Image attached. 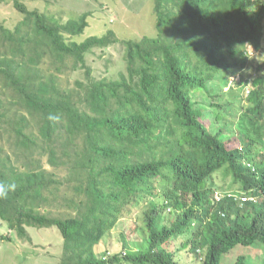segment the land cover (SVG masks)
<instances>
[{
    "label": "trees",
    "instance_id": "16d2710c",
    "mask_svg": "<svg viewBox=\"0 0 264 264\" xmlns=\"http://www.w3.org/2000/svg\"><path fill=\"white\" fill-rule=\"evenodd\" d=\"M8 1L23 15L12 31L0 24V87L18 98L0 103V184L9 188L0 221L12 234L30 240L28 228L55 227L60 264H225L237 246H264V201L225 194L264 193V76L252 79L235 123L232 103H207L217 98L210 83L225 87L238 59L246 67L244 47L261 48L264 0H153L155 36L138 42L111 31L78 42L87 14L54 20ZM116 44L124 71L91 77L85 55ZM78 69L85 80L61 88L58 78ZM220 173L239 189L216 190ZM62 187L72 192L64 208ZM143 200L145 248L98 258L105 234ZM60 208L73 215L53 217ZM181 239L177 253L165 247Z\"/></svg>",
    "mask_w": 264,
    "mask_h": 264
},
{
    "label": "rangeland",
    "instance_id": "374dc122",
    "mask_svg": "<svg viewBox=\"0 0 264 264\" xmlns=\"http://www.w3.org/2000/svg\"><path fill=\"white\" fill-rule=\"evenodd\" d=\"M29 10H37L44 14L48 19L68 20L71 17L87 14L88 27L76 41L80 42L85 38L97 36L101 37L108 31L113 32L118 41H140L143 37L155 36V15L153 12V0H18ZM23 15L15 10L11 1L0 3V24L6 29L13 30L17 24L22 21ZM258 50L255 46L246 45L244 56L247 58V64L244 69H239L241 61L238 59V67L235 75L227 73V84L224 87L221 80L210 83L209 89L217 98H212L207 103L230 104L235 119L229 117V121L236 122L240 112L247 107L246 97L252 90L251 81L258 76H264V38L262 39ZM85 64L90 71L91 77L95 79L115 78L125 69L123 61L122 46L112 45L105 49H94L91 53L85 55ZM48 63L42 66L47 70ZM86 76L84 70H76L67 75L60 76L59 82L63 87L74 89L76 81H84ZM198 95V94H197ZM203 99V94L198 95ZM17 95L11 89H1L0 103L7 104L13 101L17 102ZM224 114H220V119ZM8 138V137H7ZM7 140L6 137L0 140ZM237 140L236 138H234ZM238 144V142L236 143ZM60 147V146H59ZM59 147L57 151L59 150ZM5 153L11 150V144L8 141L5 145ZM60 151V150H59ZM60 178L64 173H58ZM214 181L215 189L223 191L227 186L229 190L239 189L240 185L232 182L231 177H223V173L218 174ZM221 178L223 181H221ZM66 195L71 196L72 192L61 188L59 193L58 205L63 207V198ZM148 204L138 203L137 207L132 209L130 214L123 216L117 225L105 234L99 245L95 248V253L101 260L105 257L116 255L120 260L130 250L138 253L144 249L147 241V232L142 223L141 213ZM64 208V207H63ZM53 217L65 218L73 214L65 209H51ZM27 235L30 240L18 239L8 227L0 221V264H60L62 252V238L55 227L51 228H28ZM181 240H175L166 245L169 251L177 253L183 249ZM181 247V249H180ZM181 258L193 260L187 256L185 250ZM111 255V256H108ZM243 256L245 264H264V247L255 243L249 247L237 246L229 252L221 261L225 264H232L237 257ZM194 261V260H193ZM124 264H130L125 263Z\"/></svg>",
    "mask_w": 264,
    "mask_h": 264
},
{
    "label": "clouds",
    "instance_id": "9594fccd",
    "mask_svg": "<svg viewBox=\"0 0 264 264\" xmlns=\"http://www.w3.org/2000/svg\"><path fill=\"white\" fill-rule=\"evenodd\" d=\"M264 144V143H263ZM261 154H264V148L261 152ZM247 167H250V164L247 162L245 163ZM8 192H9V188L6 187L5 185L3 184H0V198H6L7 195H8ZM252 192V190H251ZM236 196L232 195V193L229 191V193H225L227 194L229 197H232L234 198L240 205L242 203H245V202H252L254 204H257V203H262L264 201V193L263 194H259V193H256L255 191H253V195L249 196V195H246L245 193L241 192V191H236ZM222 196V193H219V192H215L214 193V200L215 201H219L220 198ZM258 244V243H257ZM263 246V245H262ZM264 247V246H263ZM238 258V257H237ZM237 260V259H236ZM235 260V261H236Z\"/></svg>",
    "mask_w": 264,
    "mask_h": 264
}]
</instances>
